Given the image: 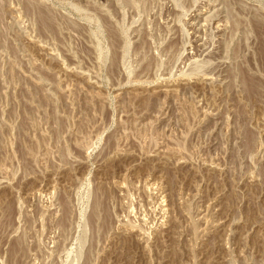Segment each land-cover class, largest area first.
<instances>
[{
    "label": "rangeland",
    "instance_id": "rangeland-1",
    "mask_svg": "<svg viewBox=\"0 0 264 264\" xmlns=\"http://www.w3.org/2000/svg\"><path fill=\"white\" fill-rule=\"evenodd\" d=\"M26 2L84 35L37 37ZM0 20V264H264V0Z\"/></svg>",
    "mask_w": 264,
    "mask_h": 264
},
{
    "label": "bare ground",
    "instance_id": "bare-ground-1",
    "mask_svg": "<svg viewBox=\"0 0 264 264\" xmlns=\"http://www.w3.org/2000/svg\"><path fill=\"white\" fill-rule=\"evenodd\" d=\"M22 17L26 18L28 21L32 22L35 25V31L36 32L35 31L34 32L36 33L37 37H39L41 39H43V38L44 39H50V41H52L51 39H53V40L56 39L57 41H59L58 38H60V40H61V38L65 37L67 34L70 36L73 35V37L74 36L80 37V35L83 34L82 30L79 28V26L77 28H71V27H73V26L70 27V25H72V24L69 25L68 22H66L63 19V17L56 15L54 12L50 11L48 8L43 7L39 4L26 2L25 6L22 9ZM1 18H2V16H1ZM107 19L108 18H106L105 19L106 21H104V27H105L104 33H105L107 38H109L110 40L115 42L117 39H119L118 32L113 29L112 25L110 24L109 20H107ZM251 25H252V23H251ZM262 26H264V25H261V23L258 22V23H255L254 28H253L255 30L254 34H256L255 39H257L260 44H262V42H264L263 41L264 40V29ZM79 37H77V38H79ZM106 37H105V39H106ZM141 37H142V35H141ZM65 38H67V37H65ZM244 78H245V76L243 77V79ZM246 79L244 81L245 85L247 86L246 88L249 89V91H251L250 89L251 88L253 89V87H250L249 85L251 84L252 80L250 81V84H249V82H247L249 79L247 81H246Z\"/></svg>",
    "mask_w": 264,
    "mask_h": 264
}]
</instances>
